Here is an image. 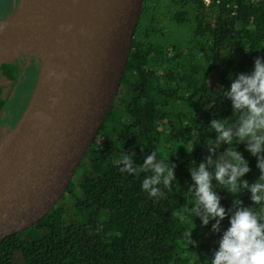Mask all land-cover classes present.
<instances>
[{"label": "trees", "instance_id": "1", "mask_svg": "<svg viewBox=\"0 0 264 264\" xmlns=\"http://www.w3.org/2000/svg\"><path fill=\"white\" fill-rule=\"evenodd\" d=\"M222 50L233 54L223 57ZM257 58H264V0L211 6L145 0L118 95L95 142L57 206L0 244V264H205L229 217L220 233L212 232L214 221L203 226L194 217L186 195L193 183L188 168L209 154L205 141L215 139L211 120L233 119L222 94L230 88V74H250ZM30 61L38 73L40 60L33 54L0 66V77L16 92L24 86L21 67ZM10 105L0 99V113ZM236 147L251 169L244 179L255 182L256 158L243 144ZM152 152L176 166L170 190L161 185L164 195L156 198L141 189L147 173L119 170L125 154L134 153L140 167ZM216 192L221 206L232 208L236 197ZM239 199L255 207L247 191ZM188 228L194 244L185 242Z\"/></svg>", "mask_w": 264, "mask_h": 264}, {"label": "water", "instance_id": "2", "mask_svg": "<svg viewBox=\"0 0 264 264\" xmlns=\"http://www.w3.org/2000/svg\"><path fill=\"white\" fill-rule=\"evenodd\" d=\"M51 13L40 18L19 14L22 0L0 19V38L41 25L64 14L69 29L51 65L39 58L36 86L25 112L13 128L5 153L0 150V244L34 227L66 194L82 160L95 142L115 102L132 50L145 0H51ZM45 122L35 150L19 180L7 183L29 135Z\"/></svg>", "mask_w": 264, "mask_h": 264}, {"label": "clouds", "instance_id": "3", "mask_svg": "<svg viewBox=\"0 0 264 264\" xmlns=\"http://www.w3.org/2000/svg\"><path fill=\"white\" fill-rule=\"evenodd\" d=\"M232 54L220 52L226 58ZM229 79L230 88L222 90V94L231 102L233 119L230 122L228 119L211 120L208 128L215 133V139H206L209 154L202 162H191L188 171L193 183L186 195L192 200V214L203 226L214 221L213 233H220L222 221L229 217L230 226L223 231L218 248L205 264H264V58L255 60L250 74H230ZM241 144L256 158L260 175L255 182L244 179L251 169L237 150L236 146ZM133 157L134 153L121 158L122 174L147 173L141 189L150 198L164 195L161 185L170 190L171 182L175 181V164L157 159L152 152L145 155L142 166L138 167ZM216 188L236 197L232 208L226 210L221 206ZM245 191L255 207L243 206L239 197ZM192 230L188 228L183 233L188 245L195 243L191 240Z\"/></svg>", "mask_w": 264, "mask_h": 264}, {"label": "bare ground", "instance_id": "4", "mask_svg": "<svg viewBox=\"0 0 264 264\" xmlns=\"http://www.w3.org/2000/svg\"><path fill=\"white\" fill-rule=\"evenodd\" d=\"M51 2V0H22L19 14L33 18L47 16L53 9ZM69 25L70 19L62 14L47 23L31 25L22 29L19 33H10L5 39L0 38V62L13 61L15 55L19 52L33 51L42 57L46 66L51 65L58 47L69 29ZM44 122V119H39L34 131L29 135L26 148L8 179L7 189L11 188L19 180L31 153L35 150V143ZM11 137L12 132L9 129H5L0 139L1 153H5L7 150Z\"/></svg>", "mask_w": 264, "mask_h": 264}, {"label": "flooded vegetation", "instance_id": "5", "mask_svg": "<svg viewBox=\"0 0 264 264\" xmlns=\"http://www.w3.org/2000/svg\"><path fill=\"white\" fill-rule=\"evenodd\" d=\"M2 4H8V6L10 7V10L7 11L6 13L5 12H0V19L6 17L8 14H10L13 10H14V7L16 6L17 4V0H0V6ZM35 63L33 61H31V64H27L25 63L21 68L24 72H26L25 76H24V79H23V83L22 85H24L22 88L20 87V89L18 90V92H16L15 88H13V84L9 85V89H8V93L7 94H4V89L0 86V99H9L11 100V95L15 94V98H20L23 94V92L25 91V89L27 87H29V85L32 84V91H31V96H32V93H33V90L36 86V82H37V76H38V73L36 71H34V65ZM0 81H3V79L0 77ZM4 82V81H3ZM5 83V82H4ZM21 118V117H20ZM20 119H14L13 116H12V113L10 114V112H8L6 109H4L1 113H0V127L7 124V126L9 128H13L15 127V125L18 123Z\"/></svg>", "mask_w": 264, "mask_h": 264}, {"label": "rangeland", "instance_id": "6", "mask_svg": "<svg viewBox=\"0 0 264 264\" xmlns=\"http://www.w3.org/2000/svg\"><path fill=\"white\" fill-rule=\"evenodd\" d=\"M19 4V0H17V4ZM10 6V5H9ZM8 6V4H2L0 6V12H7V10L10 8ZM31 64V61L29 62ZM0 86L4 89V94L8 93V89L10 88L9 85L7 83H4L3 81H0ZM31 91H32V84L29 85V87H27L25 89V91L23 92L22 96L20 98H16L11 99V105L9 108V112L10 114L12 113L13 118L16 119H20V117H22L23 113L25 112L27 105L30 102L31 99ZM70 208H68V211L70 212ZM68 212V213H69ZM71 216V213H70Z\"/></svg>", "mask_w": 264, "mask_h": 264}, {"label": "built area", "instance_id": "7", "mask_svg": "<svg viewBox=\"0 0 264 264\" xmlns=\"http://www.w3.org/2000/svg\"><path fill=\"white\" fill-rule=\"evenodd\" d=\"M206 6H211L214 3H218L220 0H201Z\"/></svg>", "mask_w": 264, "mask_h": 264}]
</instances>
